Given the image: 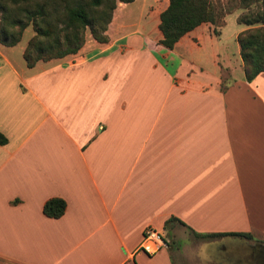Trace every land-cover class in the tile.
I'll return each instance as SVG.
<instances>
[{"label": "crops", "instance_id": "0c3cea01", "mask_svg": "<svg viewBox=\"0 0 264 264\" xmlns=\"http://www.w3.org/2000/svg\"><path fill=\"white\" fill-rule=\"evenodd\" d=\"M122 3L108 41L86 33L73 56L30 68L0 44V264H186L170 241L188 231L204 263L248 239L197 234L264 238V72L245 79L239 32L236 61L209 24L169 49L168 0L145 31ZM148 227L169 246L147 252Z\"/></svg>", "mask_w": 264, "mask_h": 264}, {"label": "trees", "instance_id": "16d2710c", "mask_svg": "<svg viewBox=\"0 0 264 264\" xmlns=\"http://www.w3.org/2000/svg\"><path fill=\"white\" fill-rule=\"evenodd\" d=\"M134 0H0V44L16 45L30 27L32 35L22 55L28 67L77 54L85 43L88 30L95 42L108 41L106 33L117 2ZM247 12L238 23L248 28L237 35L239 53L247 81L264 72V0H239ZM251 5L256 7L251 8ZM227 4L215 0H168L159 13L160 44L173 48L186 33L209 24L218 33L223 25ZM66 202L60 197L48 198L42 207L44 215L62 216ZM199 237L233 236L251 238L244 232L197 234Z\"/></svg>", "mask_w": 264, "mask_h": 264}, {"label": "rangeland", "instance_id": "374dc122", "mask_svg": "<svg viewBox=\"0 0 264 264\" xmlns=\"http://www.w3.org/2000/svg\"><path fill=\"white\" fill-rule=\"evenodd\" d=\"M223 3L224 5L227 4V13L225 14L223 25L219 27V29H222L223 33V38L226 40L225 42L228 44V47L231 51V57L234 59V61L237 60L238 54L236 52L235 48V42L232 40L234 39L235 33L240 32L242 30H245L248 28L244 24H239L238 23V17L245 12H247V8L242 7V5L239 3V0H215ZM155 0H134L133 2L130 3H122V10L125 12L124 17L126 19V28L125 31H129L136 29L140 30H148L146 26H148L146 22V13L150 15V24H152V17L155 18V14L158 10H160L163 5L165 0H157V6H151L154 4ZM118 4V2H117ZM151 6V7H150ZM256 7L255 5H251V8ZM149 10V11H148ZM218 29V30H219ZM32 30L30 27H28L24 34L22 39L15 45L14 50L19 52L20 50L25 47L28 39L32 35ZM86 33H89L87 30ZM223 39V41H224ZM234 53V55H233ZM21 57V56H20ZM205 63V61L203 62ZM238 73V72H237ZM232 75L228 72L224 71L223 75V81L228 82L231 81ZM228 80V81H227ZM222 81V82H223ZM251 238H249L248 245L251 246L252 248L247 247H236L233 250L231 249H225L222 251H219L222 256H214L212 255V260L211 259H205L204 263L201 261L200 262V257L196 255H192L188 253V249L186 247L187 244L191 243V241H195L198 238L194 236L192 233L185 232V234L176 236L172 238L170 242L175 244L177 247L180 248L179 256L181 257L182 260L185 261L186 264H190V258H192L193 264H264L263 262L259 263V260L261 261V256L264 255V238H261L257 234L251 235ZM231 251L232 253L228 254L227 252ZM236 251V252H235ZM233 253L240 254L243 259L242 263H238L234 260ZM186 255V256H185ZM233 259V260H232Z\"/></svg>", "mask_w": 264, "mask_h": 264}, {"label": "built area", "instance_id": "2783aa9c", "mask_svg": "<svg viewBox=\"0 0 264 264\" xmlns=\"http://www.w3.org/2000/svg\"><path fill=\"white\" fill-rule=\"evenodd\" d=\"M144 242H150L151 247L146 248L147 252L153 253L161 247H168V241L164 238L163 234L153 228H145L143 233Z\"/></svg>", "mask_w": 264, "mask_h": 264}, {"label": "flooded vegetation", "instance_id": "af4514ba", "mask_svg": "<svg viewBox=\"0 0 264 264\" xmlns=\"http://www.w3.org/2000/svg\"><path fill=\"white\" fill-rule=\"evenodd\" d=\"M248 247H249V248H252V247H251V246H249V245H248ZM240 262H241V261H240ZM260 262H263V263H264V255H263V256H261V261L259 260V263H260Z\"/></svg>", "mask_w": 264, "mask_h": 264}]
</instances>
